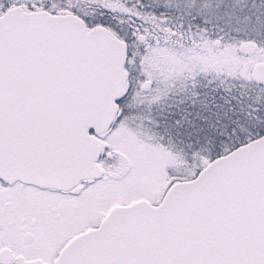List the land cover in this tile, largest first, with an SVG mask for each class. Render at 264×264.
Instances as JSON below:
<instances>
[{"label": "snow or ice", "instance_id": "snow-or-ice-1", "mask_svg": "<svg viewBox=\"0 0 264 264\" xmlns=\"http://www.w3.org/2000/svg\"><path fill=\"white\" fill-rule=\"evenodd\" d=\"M0 264H264V0H0Z\"/></svg>", "mask_w": 264, "mask_h": 264}]
</instances>
